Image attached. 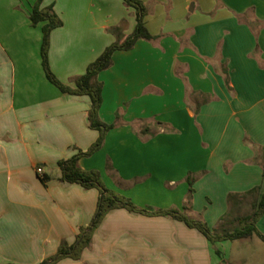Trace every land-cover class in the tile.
Returning a JSON list of instances; mask_svg holds the SVG:
<instances>
[{"label": "crops", "instance_id": "0c3cea01", "mask_svg": "<svg viewBox=\"0 0 264 264\" xmlns=\"http://www.w3.org/2000/svg\"><path fill=\"white\" fill-rule=\"evenodd\" d=\"M34 1L0 0V264H40L63 240L73 245L99 200L96 189L60 181L58 162L87 151L100 134L89 128V96L64 94L46 78L42 26L29 20ZM139 1L154 38L116 51L113 66L99 74L100 119L115 128L79 165L137 207L154 210L182 211L191 177L193 214L216 229L229 213L231 226L264 192V0ZM96 2L42 3L54 5L63 21L51 33L49 62L72 88L115 43L96 32ZM108 19L102 29L120 22ZM40 167L51 177L45 184ZM255 187L256 197L242 196ZM257 228L264 234V215ZM246 240L258 252L226 262L264 264V242ZM215 247L171 217L116 209L80 260L57 264H220Z\"/></svg>", "mask_w": 264, "mask_h": 264}, {"label": "trees", "instance_id": "16d2710c", "mask_svg": "<svg viewBox=\"0 0 264 264\" xmlns=\"http://www.w3.org/2000/svg\"><path fill=\"white\" fill-rule=\"evenodd\" d=\"M44 0H36L29 14V20L32 27L40 24L42 26V46L41 58L42 67L48 81L58 88L62 93L69 95L89 96L91 106L88 111L89 128L99 132L97 141L87 150L78 152L71 158L64 159L58 162V167L61 172L60 181L79 184L84 189H96L99 191V200L96 213L87 227L80 228V232L73 245H69L65 240L60 243L57 253L43 261L41 264H57L63 259L80 260L84 250L91 248L94 231L100 226L106 215L112 210L126 209L130 212L139 213L146 216H164L171 217L175 220L183 222L190 229L198 230L212 244L213 247L217 243L227 241H238L250 239L254 236L264 242V234L260 233L257 228L259 219L264 215V192L259 201L251 204L249 214L238 218L236 223L230 226L228 221L229 213L221 218L220 227L212 229L201 218L195 216L190 209V204L193 195V182L191 177L187 178L189 183V193L186 198L182 211L172 208L169 210H154L151 208H139L131 199L113 191L106 187L102 176L97 171L83 170L79 162L82 158L90 157L102 149L106 134L115 128V125H107L100 119V109L102 106V83L98 80L101 72L110 69L113 66V55L116 51H130L134 48L139 40L150 41L154 37L150 34L144 23V18L148 13L147 6L139 0H123L128 7L134 8L136 11V27L124 41L114 43L106 48V50L92 62L86 72L74 79V87H70L62 83L53 73L49 62L50 36L51 33L63 26V21L54 10V5L42 7ZM254 28V27H253ZM121 27L111 29L113 34H118ZM264 176V175H263ZM42 182L47 183L51 177L45 174L41 177ZM261 190V187H255L244 193L242 196L256 197ZM238 195L230 196L229 200L234 201ZM215 253L221 256V251L215 249Z\"/></svg>", "mask_w": 264, "mask_h": 264}, {"label": "rangeland", "instance_id": "374dc122", "mask_svg": "<svg viewBox=\"0 0 264 264\" xmlns=\"http://www.w3.org/2000/svg\"><path fill=\"white\" fill-rule=\"evenodd\" d=\"M96 1L97 2L94 3L92 9V13H94V27L97 30L96 32L100 31L101 33H105V34L109 33L113 35V37L115 38V43L118 42L119 40H121V42L124 41L128 36V35L126 36L125 33L128 32L130 28L132 29V23L133 25L136 23L135 9L128 7L123 0H96ZM35 2L36 0L32 4V7L35 4ZM109 15L111 16L112 20L119 19L120 22L115 26L112 25L106 29L105 28L102 29L103 25L105 26L108 25ZM41 26H43V24H41ZM115 27L122 28L117 35L111 32V29ZM100 29H102V31ZM162 72H163L162 67L160 65V73L162 74ZM218 248L215 247V249L220 250L222 254L221 256H218V259L220 260V264H230L229 262H226V260H228V258H230L232 254L243 253L246 255L251 253L255 254L258 252L253 242L249 240H238L236 242L225 243L221 246H218ZM249 262L250 264H253V261H251L250 259H248V261L244 260L242 264H248Z\"/></svg>", "mask_w": 264, "mask_h": 264}, {"label": "built area", "instance_id": "2783aa9c", "mask_svg": "<svg viewBox=\"0 0 264 264\" xmlns=\"http://www.w3.org/2000/svg\"><path fill=\"white\" fill-rule=\"evenodd\" d=\"M37 174L40 176L44 174L43 169L41 167L37 169Z\"/></svg>", "mask_w": 264, "mask_h": 264}]
</instances>
